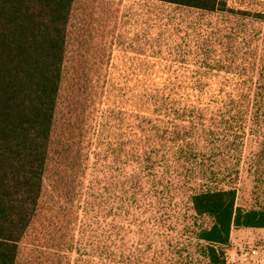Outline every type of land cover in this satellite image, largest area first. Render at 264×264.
Segmentation results:
<instances>
[{"label": "rangeland", "instance_id": "obj_1", "mask_svg": "<svg viewBox=\"0 0 264 264\" xmlns=\"http://www.w3.org/2000/svg\"><path fill=\"white\" fill-rule=\"evenodd\" d=\"M228 5L75 0L57 141L73 92L77 110L43 201L65 216L36 221L20 264H201L195 193L264 207V0Z\"/></svg>", "mask_w": 264, "mask_h": 264}, {"label": "trees", "instance_id": "obj_2", "mask_svg": "<svg viewBox=\"0 0 264 264\" xmlns=\"http://www.w3.org/2000/svg\"><path fill=\"white\" fill-rule=\"evenodd\" d=\"M152 1L209 12L231 11L229 0ZM74 3L0 0V264H20L21 244L31 243L36 221L54 226L65 216L55 217L43 201L51 160L56 159L57 182L64 157H69L68 136L77 110L73 92L62 138L57 141L54 130ZM143 92L154 95L159 90L148 85ZM237 199L235 187L201 190L192 196L195 214L210 218L209 226L196 233L197 240L207 243L201 246V264H226L232 227H264V207L242 208Z\"/></svg>", "mask_w": 264, "mask_h": 264}, {"label": "crops", "instance_id": "obj_3", "mask_svg": "<svg viewBox=\"0 0 264 264\" xmlns=\"http://www.w3.org/2000/svg\"><path fill=\"white\" fill-rule=\"evenodd\" d=\"M251 249H256V254H250ZM229 253L237 259L236 264H264V227H232Z\"/></svg>", "mask_w": 264, "mask_h": 264}, {"label": "built area", "instance_id": "obj_4", "mask_svg": "<svg viewBox=\"0 0 264 264\" xmlns=\"http://www.w3.org/2000/svg\"><path fill=\"white\" fill-rule=\"evenodd\" d=\"M250 251V254H256V249H251V250H249ZM248 253V251H246V252H244V254L243 255H245V254H247ZM246 256V255H245ZM231 262H233V263H237V259L236 258H231V257H229V256H227L226 257V264H231Z\"/></svg>", "mask_w": 264, "mask_h": 264}]
</instances>
